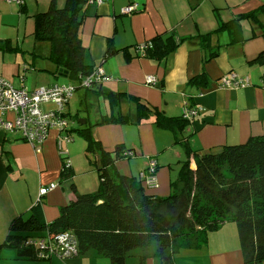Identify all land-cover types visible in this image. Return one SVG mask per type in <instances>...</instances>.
I'll return each instance as SVG.
<instances>
[{
	"label": "crops",
	"instance_id": "crops-1",
	"mask_svg": "<svg viewBox=\"0 0 264 264\" xmlns=\"http://www.w3.org/2000/svg\"><path fill=\"white\" fill-rule=\"evenodd\" d=\"M20 1L0 0V41H8L16 48L9 53L1 51L0 76L13 87L14 82H19V87L27 91L63 84L58 80L56 65L48 58L49 53L40 56L38 67L43 70L38 72L32 70L37 67L35 61L23 56L26 53L23 43L39 41L34 38L35 17L47 11L51 0ZM64 2L57 0L60 6ZM263 4L264 0H102L98 4L88 0L82 10L84 18L79 31L85 62L100 67L108 78L93 89L119 95L120 100L110 107L104 94L76 90L77 112L87 115L78 121L80 126H91L111 114L135 115L136 106L129 100L132 97L168 118L183 119L186 110H196V115L186 120L189 122L181 138L197 153L218 151L224 146L245 143L251 137L264 136V62L257 61L264 53ZM130 5H136V10L122 13ZM225 24L226 28L218 30ZM170 35L182 42L159 61L145 58L137 51L139 45L156 36ZM19 51L23 60L5 57V53ZM33 56L37 57L34 53ZM44 59L48 62L43 65ZM28 67H33L30 69L33 73L27 72ZM229 73L246 79L248 84L240 88L221 87L220 78ZM201 74L206 87L190 84ZM147 76L154 77L156 84L147 85ZM72 98L65 106V118ZM50 110H55V106ZM91 114H95L94 121H90ZM6 118L13 119L12 115ZM68 132L73 142L69 127ZM91 135L107 152L118 146L131 151V157L115 162V168L124 176L140 179L148 162L154 161L156 187L148 188L149 194L168 196L175 176L173 168L175 164L179 168L184 160L173 132L158 128L153 118H149L138 124L96 125L91 128ZM58 136L57 131H50L46 141L34 149L19 133L0 131V244L8 235L12 220L26 217L37 202L44 221L51 223L60 208L74 199L75 193L97 190L99 179L82 163L85 141L62 142L59 148ZM64 160L70 164L69 176L61 172ZM190 164L193 168V159ZM49 184L57 187L39 196V190ZM40 236L35 235L26 244L43 238ZM155 247L154 243L145 249H134L124 264H140L141 256L145 257L143 264H161L153 256ZM173 263L244 264L235 224L223 223L208 234L206 244L201 247L179 249ZM0 264H110V261L95 250L68 259L55 255L30 259L19 257L13 247H2Z\"/></svg>",
	"mask_w": 264,
	"mask_h": 264
},
{
	"label": "trees",
	"instance_id": "trees-1",
	"mask_svg": "<svg viewBox=\"0 0 264 264\" xmlns=\"http://www.w3.org/2000/svg\"><path fill=\"white\" fill-rule=\"evenodd\" d=\"M64 1V5L59 6L57 0H51L47 11L36 15L34 38L50 42L49 60L58 71L62 69L67 78L76 82L78 90L82 79L94 68L85 62L79 35L84 18L82 10L88 0ZM261 9L264 11V4ZM149 42L151 47L142 55L159 61L182 40L170 35L156 36ZM15 49L8 41H0V51ZM257 61L264 62V53ZM190 84L207 85L203 74L193 78ZM93 92L104 94L110 107L120 100L119 95L100 89ZM129 100L136 106L135 115L111 114L98 123L76 130L86 143L85 152L95 157L97 191L75 193L74 199L60 208L58 217L51 223L44 221L37 202L26 217L12 220L0 249L13 247L19 257L36 259L38 252L26 245L27 240L35 235L50 240L67 232L77 241V255L95 250L107 256L110 264H124L134 249H145L155 243L153 256L159 258L161 264H174V255L179 249L201 247L206 244L209 233L218 230L223 223L232 222L237 228L244 264L264 262V136L251 137L245 143L224 146L218 151L197 153L181 138L189 121L168 118L135 98ZM149 118H153L158 128L173 132L175 144L181 146L184 155L177 178L170 183L171 194L166 197L147 194L144 179L124 176L117 171L115 162L128 158L131 151L118 146L113 152H107L91 135V128L96 125L138 124ZM190 159L194 161L193 168ZM69 171L61 170L64 176H69ZM144 259L141 256L140 264Z\"/></svg>",
	"mask_w": 264,
	"mask_h": 264
},
{
	"label": "built area",
	"instance_id": "built-area-1",
	"mask_svg": "<svg viewBox=\"0 0 264 264\" xmlns=\"http://www.w3.org/2000/svg\"><path fill=\"white\" fill-rule=\"evenodd\" d=\"M8 3H21L20 0H5ZM92 3H100L102 0H90ZM136 10V5H130L122 10L124 14H131ZM151 47L150 42L143 43L137 47V51L143 54ZM108 78L100 67H94L91 74L84 77L80 89H91L97 84L107 81ZM147 85H155L156 79L152 76L145 78ZM248 84L247 80L235 73L222 76L219 85L225 88H240ZM264 87V81L262 82ZM77 85L60 84L42 87L34 91H27L23 87L15 88L7 80L0 76V131L17 132L34 149L48 138L50 131H57L58 145L62 142H70L68 122L64 116V109L70 98L77 90ZM50 103L55 110L43 112L41 105ZM196 110H186L183 119L189 120L196 115ZM7 115L13 119L8 120ZM65 133V134H63ZM64 155V151H60ZM128 157L132 153H128ZM156 163L149 161L145 169L140 173V179H144L148 188L156 187ZM63 169H70V164L64 160ZM146 171V172H145ZM57 187L49 184L39 190V196H43ZM38 241V242H36ZM29 247L38 252V258H48L55 255L61 259L73 258L77 255V241L75 237L67 232H62L50 240L43 237L39 240L27 242Z\"/></svg>",
	"mask_w": 264,
	"mask_h": 264
},
{
	"label": "rangeland",
	"instance_id": "rangeland-1",
	"mask_svg": "<svg viewBox=\"0 0 264 264\" xmlns=\"http://www.w3.org/2000/svg\"><path fill=\"white\" fill-rule=\"evenodd\" d=\"M23 44L24 45L22 47H25V50H26V53H23L24 54L23 56H26L28 59L31 58V60L35 61V63L37 64V67H34V69H32L33 72H38L37 70H43V67L42 66L38 67V64H40L41 61H42L40 56H42V57L45 56L44 55L45 53H47V54L49 53L50 54V47H51L50 46V42L47 41V40H44V41H35V40H33V42L26 41ZM48 49H49V51L46 52V50H48ZM7 53H9V52H7ZM33 53H34V55L36 54L37 57H34L33 56ZM2 54H3V52L0 53V62L2 61V58H3L2 57ZM21 54H22L21 51L14 52V53H10V54H6L5 53V57H9V59H13V61H16L18 58L19 59H22L23 58ZM45 62H48V61L44 59L43 65L45 64ZM31 68H33V67H28L27 72H31L30 71ZM33 72H31V73H33ZM31 73H28V74H31ZM21 79H22V77L19 79L20 82H21ZM5 80H7V79H5ZM58 80H59V82H61L63 84H72L74 86L76 84L75 81H73V80H71L69 78H60L59 77ZM14 83H15V85H14L15 88H17V87L20 86L19 82L16 81ZM75 97H76V94H73V98H72V100L70 102V105H69V107H67V110H69V112L68 113L65 112L67 114L66 115V118H67V121L69 123L68 127H69V131H70V135L73 138V142H70V144L71 143H79V142L83 141V138H81L77 134V131L76 130L81 127L78 121L80 119L83 120L87 116L82 111H78L77 112V106H75V102H74ZM40 107H41V110L43 112H46V111H49L50 109H53L54 108V105L53 104H50V103H46V104H42ZM89 116H90V121H94L95 118H96L95 117V114L94 115L91 114ZM63 134H65V133H63ZM83 145H84V142H83ZM61 154H63V153H61ZM82 156L84 158V160H83L82 163L84 164L85 167H86V165H88L89 166V169L90 170H93V173L96 174L95 177H96V179L98 181L99 178H98L97 170H96L95 165L93 164L95 162L94 155H89L87 153H85V154L83 153ZM66 160L70 161L69 158L66 159ZM179 167H180V164H179ZM173 170L175 172L174 173L175 176H173V180L172 181H175L176 178H177L178 171H179L178 164H175V167L173 168ZM85 175H87V174H85ZM84 177H87V176H83V178ZM146 191H147V194H148L149 193V189L146 188ZM170 194H171V191L169 192L168 196ZM36 242H38V241H36Z\"/></svg>",
	"mask_w": 264,
	"mask_h": 264
},
{
	"label": "water",
	"instance_id": "water-1",
	"mask_svg": "<svg viewBox=\"0 0 264 264\" xmlns=\"http://www.w3.org/2000/svg\"><path fill=\"white\" fill-rule=\"evenodd\" d=\"M58 73H59L58 74L59 77H61V78H66L67 77V73L65 71H63L62 69H59ZM82 124H84V121H82Z\"/></svg>",
	"mask_w": 264,
	"mask_h": 264
}]
</instances>
